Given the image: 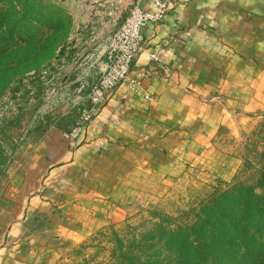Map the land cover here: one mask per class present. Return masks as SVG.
Returning <instances> with one entry per match:
<instances>
[{
  "label": "crops",
  "instance_id": "crops-1",
  "mask_svg": "<svg viewBox=\"0 0 264 264\" xmlns=\"http://www.w3.org/2000/svg\"><path fill=\"white\" fill-rule=\"evenodd\" d=\"M165 1V20L142 30L129 80L106 94L77 149L70 120L44 130L23 161L1 213L0 264H39L55 234L99 231L112 212L192 169L236 173L220 136L264 114V0Z\"/></svg>",
  "mask_w": 264,
  "mask_h": 264
},
{
  "label": "rangeland",
  "instance_id": "rangeland-1",
  "mask_svg": "<svg viewBox=\"0 0 264 264\" xmlns=\"http://www.w3.org/2000/svg\"><path fill=\"white\" fill-rule=\"evenodd\" d=\"M133 2L0 0V17L7 11L10 16L11 9L23 22L55 19L65 28L71 24L67 35L59 31L53 36L61 42L56 56L21 76L0 96V218L23 161L44 130L76 121L81 106L76 88L91 74L101 75L112 38ZM51 34L43 28L36 37L41 40ZM220 138L225 153L237 159L236 173L223 178L196 168L187 176L159 184L153 193L143 192L142 197L112 212L99 231L55 234L42 248L39 264L168 262L173 259L171 233L191 228L220 194L236 187H255L264 196V114L240 135ZM75 143L73 151L79 146ZM3 231L0 225V237Z\"/></svg>",
  "mask_w": 264,
  "mask_h": 264
},
{
  "label": "trees",
  "instance_id": "trees-1",
  "mask_svg": "<svg viewBox=\"0 0 264 264\" xmlns=\"http://www.w3.org/2000/svg\"><path fill=\"white\" fill-rule=\"evenodd\" d=\"M7 13L0 17V96L21 76L51 61L61 47L53 36L67 35L71 25L65 28L55 19L23 22L11 9ZM43 28L52 34L38 40ZM170 239L173 259L145 264H264V196L255 187L225 191L196 224L171 233Z\"/></svg>",
  "mask_w": 264,
  "mask_h": 264
},
{
  "label": "built area",
  "instance_id": "built-area-1",
  "mask_svg": "<svg viewBox=\"0 0 264 264\" xmlns=\"http://www.w3.org/2000/svg\"><path fill=\"white\" fill-rule=\"evenodd\" d=\"M152 4L153 12L145 10L143 4ZM169 5L165 0H134L131 12L119 29L115 32L106 52L105 68L99 79L92 85L86 82L76 88L78 96L88 88L87 98L82 102L75 123L65 133L72 142H77L87 126L97 117L108 92L116 90L129 80L134 64L145 50V40L142 30L149 25L161 24L169 13ZM159 50L151 55L157 62ZM131 88L136 91L137 80L131 81Z\"/></svg>",
  "mask_w": 264,
  "mask_h": 264
}]
</instances>
